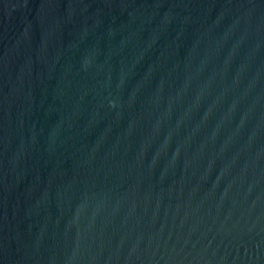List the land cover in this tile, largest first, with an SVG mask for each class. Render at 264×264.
Masks as SVG:
<instances>
[{
    "label": "water",
    "instance_id": "95a60500",
    "mask_svg": "<svg viewBox=\"0 0 264 264\" xmlns=\"http://www.w3.org/2000/svg\"><path fill=\"white\" fill-rule=\"evenodd\" d=\"M0 264H264V0H0Z\"/></svg>",
    "mask_w": 264,
    "mask_h": 264
}]
</instances>
